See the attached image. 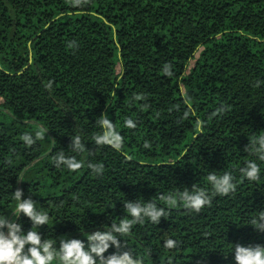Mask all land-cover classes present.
I'll use <instances>...</instances> for the list:
<instances>
[{"label": "trees", "instance_id": "16d2710c", "mask_svg": "<svg viewBox=\"0 0 264 264\" xmlns=\"http://www.w3.org/2000/svg\"><path fill=\"white\" fill-rule=\"evenodd\" d=\"M105 113L119 150L94 143ZM76 133L81 154L69 146ZM260 134L264 0H0V214L14 211L12 194L23 189L48 213L38 230L54 248L61 233L131 218L125 202L139 198L167 210L158 224L134 222L121 241L147 251L144 264H233L231 243L264 244L243 225L264 209V162L246 147ZM62 149L83 167L57 168ZM250 159L261 174L242 181ZM210 172H230L235 191L199 212L159 200L186 188L211 194ZM168 238L179 245L166 248Z\"/></svg>", "mask_w": 264, "mask_h": 264}, {"label": "clouds", "instance_id": "9594fccd", "mask_svg": "<svg viewBox=\"0 0 264 264\" xmlns=\"http://www.w3.org/2000/svg\"><path fill=\"white\" fill-rule=\"evenodd\" d=\"M79 3V0H77ZM167 73V68H165ZM170 74V73H168ZM139 98V97H138ZM222 111V109H217ZM187 115V114H186ZM100 132L93 137L96 145L109 144L119 150L122 147V138L115 130V125L108 115L102 114L95 119ZM204 121H196V130L201 131ZM129 127H135L134 121L129 118L124 121ZM47 129L40 128L36 137H43ZM25 145H32L34 138L31 134H24L22 137ZM70 150L73 153L81 154L87 151L81 134L76 133L70 138ZM150 145L145 142L144 147ZM247 150L253 153L257 159L264 162V134L253 136L246 144ZM257 159L246 161L245 166L239 169L240 180L256 181L261 174V167ZM54 164L57 168L64 167L75 171L83 167L84 161L77 159L75 155H65L64 150L59 151L54 157ZM94 174L103 171L101 163H90L88 165ZM23 181V179H21ZM207 181L211 185V194L206 190L197 189L189 191L187 188L176 193L161 195L159 200L170 207H175L178 202L199 212L200 209L211 203L212 195H226L235 191L236 183L230 172L217 174L210 172ZM12 211L10 214H0V264H144V257L149 253L137 255L128 247H122V239L129 233L134 222H143L145 218L154 224L167 215L164 207L158 206L153 201L132 199L125 202V208L131 218L122 219L119 223L110 225L106 229L85 231L78 236L69 233H61L58 241V249L54 248V241L44 240L43 233L38 230L40 226L47 225L49 215L38 208L37 201L31 195L25 194L21 188H16L12 194ZM27 219L29 226L24 227V219ZM243 224V223H242ZM251 225L258 233H264V209H261L247 224ZM179 241L168 238L164 246L174 249ZM112 249L109 252V249ZM231 255L233 264H264V244L262 243H231L228 255ZM202 254L201 256H203ZM199 264V262H198Z\"/></svg>", "mask_w": 264, "mask_h": 264}]
</instances>
